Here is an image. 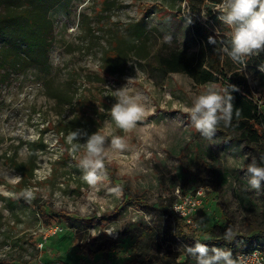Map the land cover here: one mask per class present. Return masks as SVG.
Listing matches in <instances>:
<instances>
[{"label": "rangeland", "instance_id": "rangeland-1", "mask_svg": "<svg viewBox=\"0 0 264 264\" xmlns=\"http://www.w3.org/2000/svg\"><path fill=\"white\" fill-rule=\"evenodd\" d=\"M201 2L64 0L49 12L54 26L48 37L52 45L50 70L32 68L7 76L1 71L0 261L122 264L134 255V240L122 235V230L134 222L156 226L162 232L158 238L162 249L169 247L180 259L186 253L183 242L177 238L166 241L175 232L172 207L197 191L202 192L200 205L188 218L190 222L186 221L190 232L196 235L213 223H229L226 227L233 236L225 239L228 246L210 241L209 248L235 253L250 248L264 251V187L257 191L248 185L252 152L218 133L211 140L204 138L185 111L213 83L196 85L184 73L160 77L136 56L137 52L129 58L123 74H115L120 77H106L100 67L106 41L113 35L124 36L126 27L139 21L148 8V39L139 45L150 51L151 59L154 54L176 49L196 53L200 45L191 20L210 25L208 10L219 15L217 5L212 6L210 0ZM2 11L0 8V14ZM221 27L230 38V29L224 24ZM212 31L218 34L214 28ZM215 40L211 47L227 56L222 52L224 45ZM256 57L246 58V66L233 63L229 57L228 63L243 72L258 99L264 95L260 76L264 75L260 70L264 65ZM47 73L56 82L72 78L79 99H89L96 106L109 97L108 105L112 106L116 99L112 91L123 87L139 96L145 106L144 118L127 132L111 122V107L106 110L108 116L98 131L109 142L114 135L122 137L126 148L106 151L104 171L108 178L95 186L82 179L79 160L84 149L73 154L66 137L57 131L74 111L72 106L45 96L41 81ZM214 85L223 90L229 82L223 79ZM29 144L43 148L35 152L33 177L19 189L22 178L14 165L27 161ZM116 187L118 195L112 192ZM25 189L34 195L21 203L18 193ZM126 193L156 204L158 209L140 210L126 202ZM99 249L102 251L97 252Z\"/></svg>", "mask_w": 264, "mask_h": 264}, {"label": "trees", "instance_id": "trees-1", "mask_svg": "<svg viewBox=\"0 0 264 264\" xmlns=\"http://www.w3.org/2000/svg\"><path fill=\"white\" fill-rule=\"evenodd\" d=\"M63 1L0 0V8L3 9L0 14V74L1 71L3 72L1 75L7 76L10 72H23L32 68L50 70L48 53L52 45L48 41V37L53 33L54 26L49 12ZM186 1L190 2V0ZM206 1L202 0L201 4ZM210 2L212 6H215L220 0H210ZM197 10L200 11V8ZM150 11L151 8H148L139 21L127 26L124 36L122 34L113 35L106 41L107 45L104 48L100 66L104 76H122L115 74H123L129 58L137 52L136 56L144 59L146 66L160 77H165L170 73H184L196 85L216 84L226 79L229 82L226 87L235 85L239 89V91L232 92V95L234 96V105L241 110V116L237 119L234 114L231 126L225 127L221 123L218 125L216 133L221 134L224 138L242 143L252 152L253 158L259 162L260 157L264 156V95L255 99L243 72L237 67H230L231 63H228V57L220 53L219 48L211 47V44L208 43L209 36L218 38L222 45H225L229 40L228 35L221 27L222 23L217 19L218 15L212 14L211 10H208L209 19H211L210 25L202 24L196 19L191 20L192 32L198 38L200 45L196 53L176 49L166 54H154L151 59L150 51L144 45H139L148 39L145 18ZM176 16L181 19L185 18L178 13ZM213 28L219 35H214ZM256 60L264 65V52L258 54ZM226 68H228L227 71ZM52 76L47 73L42 78L45 96L58 103L72 106L74 111L72 118L62 123L57 129L62 137H67L70 131L77 128L85 130L89 135L98 131L100 123L108 116L105 112L111 107L108 105L111 97L106 99L107 102L96 106L89 99H79L76 93V84L72 82V78L68 81L56 82ZM260 76L262 86H264V75L260 74ZM28 146L27 161L14 165L22 178L18 183L19 189L26 183V180L33 177L36 168L35 152L37 149L43 148L42 145L29 144ZM21 193H18V200L22 203L25 198ZM125 200L140 210L158 209L156 204L149 205L140 197L130 196L128 193L125 195ZM171 214L175 232L166 241L177 238L185 246L194 245L197 241L207 244L210 241H215L228 246L225 242V230L229 223L226 226L213 223L195 235L190 232L191 229L185 219L178 218L174 213ZM122 232V235L134 240V255L122 264H196L195 259L187 252L178 259L169 247L162 249L158 239L162 232L158 231L156 226H150L144 222L128 223ZM99 251L102 249L97 250V252ZM232 253L234 257L237 254L233 251ZM2 263L6 264L4 261H0V264Z\"/></svg>", "mask_w": 264, "mask_h": 264}, {"label": "clouds", "instance_id": "clouds-1", "mask_svg": "<svg viewBox=\"0 0 264 264\" xmlns=\"http://www.w3.org/2000/svg\"><path fill=\"white\" fill-rule=\"evenodd\" d=\"M217 19L230 29V38L222 47V52L233 63L246 66V58L264 52V0H220L216 6ZM170 39V37H169ZM208 43L215 44L214 37H208ZM264 71V67L260 68ZM239 91L235 85H230L223 90L210 84L206 90L195 97L192 106L185 108L195 129L206 139L211 140L217 131L218 125L231 126L233 115L237 119L241 110L234 105L232 92ZM115 103L110 108L111 122L124 131H130L145 116V106L141 98L132 95L126 87L112 91ZM106 126L110 122L106 121ZM81 139L84 140L81 143ZM70 151L75 154L81 148L84 155L79 160L83 170L82 179L90 186L107 180L105 169V153L111 148L123 151L125 141L120 136H112L110 142L99 131L88 134L85 130L75 129L66 137ZM107 145V146H106ZM248 185L251 189L261 190L264 187V156L259 162L252 158L247 165ZM114 194H119V187L113 188ZM21 195L28 200L33 198V191L25 189ZM112 235V232H109ZM232 230H225V239L231 240ZM188 255L193 257L196 264H242L239 257L233 255L231 250L212 247L207 243L195 242L194 245L185 246Z\"/></svg>", "mask_w": 264, "mask_h": 264}, {"label": "built area", "instance_id": "built-area-1", "mask_svg": "<svg viewBox=\"0 0 264 264\" xmlns=\"http://www.w3.org/2000/svg\"><path fill=\"white\" fill-rule=\"evenodd\" d=\"M202 196V192L197 191L193 195L183 197L179 203L177 202L172 207L173 213L178 217L190 222L191 216L197 210L200 205L198 200ZM235 256L239 257L242 264H264V251L258 248H251L250 250L240 251Z\"/></svg>", "mask_w": 264, "mask_h": 264}]
</instances>
